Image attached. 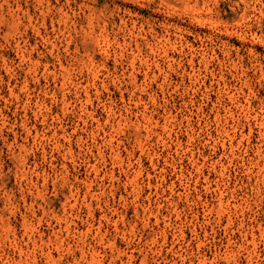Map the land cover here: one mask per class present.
I'll list each match as a JSON object with an SVG mask.
<instances>
[{"label":"rangeland","instance_id":"374dc122","mask_svg":"<svg viewBox=\"0 0 264 264\" xmlns=\"http://www.w3.org/2000/svg\"><path fill=\"white\" fill-rule=\"evenodd\" d=\"M0 264H264V0H0Z\"/></svg>","mask_w":264,"mask_h":264}]
</instances>
